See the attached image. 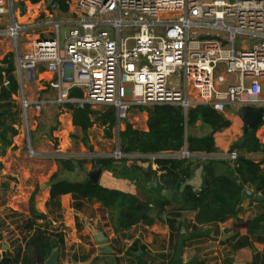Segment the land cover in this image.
<instances>
[{
    "label": "crops",
    "instance_id": "obj_1",
    "mask_svg": "<svg viewBox=\"0 0 264 264\" xmlns=\"http://www.w3.org/2000/svg\"><path fill=\"white\" fill-rule=\"evenodd\" d=\"M16 2L23 3L26 8L32 7L27 8L26 15H31L25 20L21 19L19 9L15 8L20 22L41 20L45 13L54 14L57 9V6L50 9L45 0ZM67 3L69 17L73 4H69V0ZM9 23L8 15L0 17V60L4 59L10 50L9 38L3 35ZM39 30L34 32L40 35ZM250 46L249 40H243V48ZM26 50L28 49L19 50L18 47L20 53ZM15 54L14 50V58ZM1 66L3 67V64ZM53 79L54 74L39 66L33 81L24 83L27 96L33 100H53L57 95L49 85ZM227 80L231 83L235 81V77L227 76ZM28 82L35 83L42 90L41 94L27 92L25 88ZM14 99L17 100V95ZM73 105L75 104H47L39 112H29L33 149L48 153L49 157L31 159L27 156L25 134L20 119L14 124L17 133L9 138V144L6 147L0 145V261L3 258V248L6 247L5 256L12 261L14 251L20 250L22 254L26 252L29 255L33 264H40L37 262L34 247L27 248L26 243L62 232L64 245L58 247L57 264H138L136 257H141L142 264H264V220L253 230L254 233L248 232L245 226L254 218L264 215V202L240 198L237 211L225 221L197 224L196 211L191 209L190 205L192 199L188 200L184 195L178 198L167 191L169 188L155 184V175L166 174L164 171L155 170V161L148 158L134 161L112 160L102 166L99 163L102 153H84L85 146L95 151L107 139L117 142L120 132L128 125L147 132L148 112L144 108L131 110L126 126L124 122L116 123L114 111L112 119H102L100 128L95 132L92 124L83 131L73 123L74 110L69 108L79 107ZM239 108L228 106L220 114L223 121L227 122V125L221 128H214L200 118L192 124L185 123L184 142L176 152L188 150L189 139L212 137L214 141V148L209 153L188 150L192 156L183 161L187 174L185 177H177L180 182H185L191 187L195 196L209 183V176L204 173L203 166L211 159L220 158L221 154L235 150L238 153L237 160H250L259 165L260 172L264 171V114L262 123L256 129L245 131ZM91 115L89 120L92 123ZM110 133L111 138L108 135ZM251 134L256 139L258 149H253V145L247 148V143L243 146L245 138ZM74 147L78 148L76 153L82 154V157L58 159L53 155L55 152L75 153L67 152L74 150ZM93 156L98 158L93 161ZM62 161H71V166L67 167ZM227 162L232 165V171L228 172L225 168L214 169L215 176L235 177L234 165L237 161ZM94 165L102 167L99 185L131 194L148 204V209L139 223L126 231H120L116 226L115 210L104 208L98 199H81V208L76 209L73 206L72 194L67 191L66 183L85 182L88 179L87 172L92 170ZM147 171L152 175L148 176ZM242 185L252 192L264 195V184L255 182ZM257 185L259 190L256 189ZM52 195L57 199L50 204ZM175 212H180L181 218L185 219L184 233L181 232V218L179 230L176 231L175 227L172 231L169 226L168 219ZM98 233H102L107 239L109 253H103V245L95 243L94 236ZM50 253L44 252V261ZM44 261L41 264H44Z\"/></svg>",
    "mask_w": 264,
    "mask_h": 264
},
{
    "label": "built area",
    "instance_id": "obj_2",
    "mask_svg": "<svg viewBox=\"0 0 264 264\" xmlns=\"http://www.w3.org/2000/svg\"><path fill=\"white\" fill-rule=\"evenodd\" d=\"M15 3L0 0V17L10 18L3 35L15 47L13 74L31 159L50 156L33 149L29 124V112H39L47 104L109 106L117 124L125 122L133 109L163 104L178 106L185 114L199 106L219 114L228 106L264 108V0H75L67 19H54L50 12L27 22L18 21ZM63 28L66 35L61 44ZM37 29L40 35L34 32ZM23 33L30 34L25 40L30 48L20 53ZM243 40L251 46L243 48ZM39 66L55 75L49 83L57 92L53 100L30 99L24 90L25 81ZM220 66L223 71L217 73ZM2 76L3 86H8L4 72ZM227 76L235 81L228 83ZM219 85L226 86L219 89ZM72 88L82 95L71 97ZM116 145L99 157L155 161L192 156L187 149L142 154L123 151L119 140ZM53 155L82 157L65 152ZM220 158L233 163L238 155L233 150Z\"/></svg>",
    "mask_w": 264,
    "mask_h": 264
},
{
    "label": "trees",
    "instance_id": "obj_3",
    "mask_svg": "<svg viewBox=\"0 0 264 264\" xmlns=\"http://www.w3.org/2000/svg\"><path fill=\"white\" fill-rule=\"evenodd\" d=\"M38 1V0H33ZM62 11L68 10V0H58ZM1 64L6 66L2 67ZM15 69L11 56L8 54L4 59L0 60V145L6 147L9 144V138L17 133L14 124L20 119V106L14 96L18 93V83L13 71ZM2 72L9 79V85L3 86ZM71 97H80L82 95L78 88L69 90ZM148 112V131L144 132L127 126L120 132V147L125 152H139L142 154H150L157 152H176L179 151L184 142V126L194 123L200 118L204 123L214 128H221L227 125L223 121L221 115L210 107L199 106L188 110L185 115L182 109L174 105H154L144 108ZM89 108L75 107L73 111V123L80 126L85 131L90 125ZM114 115V109L110 107L107 114L109 120ZM247 148L253 145V149H258V144L253 134L248 135L243 142V146ZM256 144V145H255ZM246 147V146H245ZM188 150L190 152H206L209 153L214 148L212 137L204 139H189ZM2 154V152H0ZM184 160L176 158H160L155 160V170L164 171L166 175L173 177H185L187 168H184ZM112 162L111 159L101 158L99 163L104 166L106 163ZM67 167L71 166V161H62ZM1 165V164H0ZM235 177L231 178L225 175L215 176L208 186L203 188L192 200L191 209L196 211L195 222L197 224H214L225 221L229 216L237 211L240 200V191L234 184V179H239L244 185L253 184L255 182L264 184V171L260 172L259 165L252 163L250 160L240 159L234 165ZM67 191L72 194L73 206L81 208V199L92 200L98 199L104 208L115 210L116 226L120 231H126L133 225L139 223L143 214L148 209V204L140 201L131 194L122 193L99 184H93L89 179L83 183H66ZM257 185L256 189H258ZM264 194V190H262ZM56 196L52 195L50 204L56 202ZM182 214L175 212L168 219L169 226L173 231L179 230L180 218ZM264 215H260L245 226L248 232L254 233L261 222ZM39 238H40V234ZM57 247H63L64 239L62 232L49 236L46 239H38L26 243V247L33 246L34 253L37 256V262L42 263L44 252H51L52 244ZM43 250V251H42ZM42 251V252H41ZM134 257V256H133ZM136 260L138 264H142L141 257ZM14 264H33L29 255L15 250L13 255ZM146 264V263H145Z\"/></svg>",
    "mask_w": 264,
    "mask_h": 264
},
{
    "label": "water",
    "instance_id": "obj_4",
    "mask_svg": "<svg viewBox=\"0 0 264 264\" xmlns=\"http://www.w3.org/2000/svg\"><path fill=\"white\" fill-rule=\"evenodd\" d=\"M66 35V29L63 28L61 30V44H63V41L65 39ZM201 38L205 39H219L217 36H201ZM222 44H226V41H222ZM143 62H146V58L142 57ZM263 114H264V108L263 107H252L248 105L241 106L239 108V116L244 122V130L247 131L249 129L254 130L256 129L260 123L263 121ZM213 131H215L213 129ZM226 169L228 172L232 171V165L227 162L224 158H216L211 159L210 162H208L206 165L203 166V170L205 174H208V182L210 183L214 175V169L221 170ZM102 167L99 165H94L93 169L87 172L88 179L93 184H98L99 176L101 174ZM145 173V170L142 171ZM148 176H151V172H146ZM156 185H161L166 188H169L167 191L170 193L172 192L175 196L180 198L182 195H184L188 200H191L195 197V193L192 192V189L189 185H187L185 182H180L177 177H170L166 174L157 176L155 175L153 178ZM208 183V185H209ZM234 184L237 187V189L240 191V198H250L256 202H264V195L252 192L248 187L243 186L242 182L239 179L234 180ZM178 185V186H177ZM207 185V186H208ZM176 188V189H175ZM175 189V190H172ZM181 225L182 229L181 232L184 233V225H185V219L181 218ZM95 243L99 246L103 245L102 252L103 253H109L110 248L106 246L107 239L103 237L102 233H98L94 236ZM7 248H3L2 253V260L0 261V264H14L13 261L10 258H7L5 256V251ZM57 256H58V247L55 243L52 244V250L48 258L44 261V264H57Z\"/></svg>",
    "mask_w": 264,
    "mask_h": 264
},
{
    "label": "rangeland",
    "instance_id": "obj_5",
    "mask_svg": "<svg viewBox=\"0 0 264 264\" xmlns=\"http://www.w3.org/2000/svg\"><path fill=\"white\" fill-rule=\"evenodd\" d=\"M45 1H46L47 6L50 9H52L53 6H57V9L54 11V14H53L54 15V19H63V18L68 16V12L67 11L64 12V11H62L60 9V2L58 0H45ZM73 1L74 0H69V4H73ZM28 7L32 8L31 6H28ZM15 8L19 9V14H20V17H21L22 20H25L27 17H30V15H31L30 13L28 15H26L27 8L24 6L23 3L21 4V2H19V3L16 2L15 3ZM27 37L29 38L30 34L27 35L26 33H23V34L20 35V37H19V41H20L19 42L20 43L19 50H24V49H29L30 48L29 43L27 41H25ZM8 42H9V46H10V50L8 51L9 52L8 54L11 56L12 63L14 64L13 52H14L15 48L13 47V43H12V41L10 39H8ZM4 68H6V66ZM222 71H223V68H222V66H220L218 68V70H217V73H222ZM35 72H36V70L31 73V80L32 81H33V79L35 77ZM224 88H225V85H219V89H224ZM25 89H27V92H30V93L36 94V95L41 94V92H42V90H40L39 87L35 85V83H31V82H28L26 84V88ZM73 106H75V105H73ZM83 107L84 108H89V110L91 112H93V114L91 115V120H92V123H91L92 126L91 127H94V131L96 132L97 128H100L99 124L101 123L102 119L105 120L108 117L107 114L110 112V107L109 106H103V105H97V106L85 105ZM70 109L74 110V108H69V110ZM127 124H128V122L125 121L124 122V126H126ZM105 132L106 131L104 130V133ZM108 135H110V138H111L112 134L110 133ZM116 146H117L116 145V141L112 142L111 139H107V141L104 144H102V146H100L98 150H95V151H93V149H91V148L88 149L85 146L84 153L85 154H91L92 153V154H95V155H98L96 153L105 154L107 152L114 151L116 149ZM78 151H79L78 148L74 147V150L72 149V151H67V152H75V153H72V154H78V153H76ZM237 155H238V153H237ZM92 158H93V161H94L95 159L98 158V156H93ZM183 160H186V159H183ZM132 161H134V160H132Z\"/></svg>",
    "mask_w": 264,
    "mask_h": 264
},
{
    "label": "bare ground",
    "instance_id": "obj_6",
    "mask_svg": "<svg viewBox=\"0 0 264 264\" xmlns=\"http://www.w3.org/2000/svg\"><path fill=\"white\" fill-rule=\"evenodd\" d=\"M229 139V138H228Z\"/></svg>",
    "mask_w": 264,
    "mask_h": 264
}]
</instances>
